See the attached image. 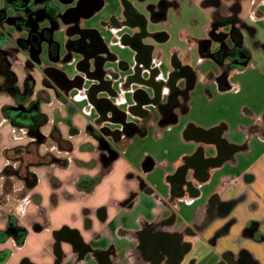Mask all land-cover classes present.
I'll return each instance as SVG.
<instances>
[{
  "label": "crops",
  "instance_id": "obj_1",
  "mask_svg": "<svg viewBox=\"0 0 264 264\" xmlns=\"http://www.w3.org/2000/svg\"><path fill=\"white\" fill-rule=\"evenodd\" d=\"M195 3L203 7V16L210 24L204 26L207 31L210 29L209 34L197 37L199 41L211 39L213 31L226 33L227 41L231 30L236 29L241 35L239 47L247 51L245 67L255 58L247 39H253V48L264 53V41L256 40L258 30H262L256 23L257 19H264V0H195ZM217 42L211 44L209 51H215ZM18 56L20 61L16 64L22 68L21 74L14 65L12 70L22 86L25 71L21 60L25 54ZM214 61L220 70L209 72L208 77H201L198 70L186 66L195 73L193 88L196 80L202 78L208 90L216 86L219 102L227 103L228 93L241 89L240 83L232 84L229 80L231 70L239 69L233 62L220 80L218 76L224 73L228 58L221 55ZM258 62L260 86L264 88V61ZM30 72L35 81L34 92L44 93L38 106L44 119L39 132L45 140L34 144L37 152L34 155L40 156L42 162L25 156L29 154L24 148L34 143V138L5 112L14 101L0 91V255L9 252L0 264H151L139 257L143 256L140 233L144 229L181 235L180 245L189 243L178 264H199L209 256L212 258L209 264H230V259L237 260L240 253L245 260H238V264H264V90L254 100L242 102V108L235 112L229 109L206 123L193 120L186 129V139L215 142L218 152L204 163V149L191 148L187 159L192 160H187L182 174L178 170L170 177L171 188L165 190L127 162L126 146L121 140L125 136L111 140L100 129L102 123H97L98 117L92 113L95 109L99 115V102L105 99L87 89L73 93L75 88L82 90L79 85L66 90L54 84V91L43 86L39 70ZM161 78L165 79L162 72L156 79ZM82 106H86L85 116L79 111ZM188 110L189 98L183 113ZM130 112L135 120L142 118L133 107ZM106 116L109 118V113ZM177 118L170 124L178 122ZM144 125H137L133 133L144 129ZM217 126L221 127L219 134L207 137L206 131ZM49 141L52 143L49 150L54 152L55 147L59 154L47 151ZM222 141L226 147L240 148L219 158ZM14 149L21 150L14 154ZM48 153L53 155L45 162L42 158ZM212 164L223 170L225 178L214 193L216 204L210 206L212 198L206 204L200 202L199 190L189 184L181 190V184L187 168L195 170L194 178L205 180L206 168ZM5 168L7 174L3 172ZM27 172L35 177L33 185H27L23 178ZM232 176L239 177L237 184L229 183ZM229 202L227 210L217 208ZM11 226L26 230L21 242L9 232ZM250 226L252 232L246 233ZM173 261L164 254L160 264H175Z\"/></svg>",
  "mask_w": 264,
  "mask_h": 264
},
{
  "label": "rangeland",
  "instance_id": "obj_2",
  "mask_svg": "<svg viewBox=\"0 0 264 264\" xmlns=\"http://www.w3.org/2000/svg\"><path fill=\"white\" fill-rule=\"evenodd\" d=\"M76 1L48 0L49 4L59 10L60 13H63V7L67 8L66 6ZM129 6L136 9L143 16L145 28L149 33L160 35L163 38L159 40L152 37L143 41L144 43H151L155 48L153 53L150 54L152 57L151 68L158 69L165 78L168 77L170 72H173V68H179L180 65L184 67L189 65L195 68L199 71L201 77H208L207 74L209 72H219L220 67L215 63L214 58L210 56L212 51L205 54L200 50V38L197 39V37L209 34L210 29L207 31L204 26H209L210 24L206 22L203 16V7L196 4L195 0H102V5L96 8L91 15L80 17L77 22L75 21V26L80 31H96L107 46L106 51L99 55L101 60H103L100 65L102 69L100 76L94 73L97 68L94 62L98 56L89 59V68L87 69L89 76L86 75V72L81 73L78 71L76 64L79 60V55L68 47V42L73 41L75 36L70 34L67 24L61 20V23L57 21L58 15L52 16L53 18L46 16L42 20H46L51 24L52 18L57 22V26L50 28V36L52 42L57 44L59 60L53 63L50 62L48 57L50 44L45 40L42 43L39 58L45 66L52 64L55 68L63 71L71 80L76 78L83 79L84 85L82 84L80 87V89L83 87L82 90L79 91L75 88L73 93L79 94V92L84 91L83 89H87L90 93L97 94L99 98L107 100L119 111L125 113L127 122H133L139 126L142 123L145 124L144 129H138V131L142 130L143 133H138L137 131L121 139L123 140L122 143L125 144L124 146H126V160L135 169L139 168L143 175L151 178L159 189L166 190L171 188L170 177H173L189 160L187 157L191 148H193L192 151L195 148L196 151L203 148L204 159L206 160L215 156L218 152V145L215 142L186 139V129L193 120L206 123L214 116L218 117L225 114L229 109L235 112L238 107L242 108L240 106L242 102L252 98L254 100L261 90H264L260 86V84L262 85L260 80L262 75L260 74L261 67L258 62V60L260 62L264 61V53L261 51L257 52L253 48V39H247L246 42L252 49L255 58L247 67L231 70L230 82L232 84L235 82L240 83L241 89L238 93L234 89L228 93L229 102H219L220 96L215 91L216 86H211V89L208 90L206 81L199 78L190 92V110L185 114H179L177 116L178 122L169 124V126L162 124L163 122L158 123L159 114L157 110L146 102L141 104V107L147 112V114L144 113L143 115L146 119L142 120L139 117L135 120V117L130 112L138 101V99H135L134 92L142 90L150 93L151 91L148 85L140 82L135 77L136 67L138 66L136 53L124 41L126 35L130 36L134 30L138 29V27H128L125 24V12ZM44 8L46 10L45 6ZM0 10H4L6 15L11 18L17 16V12L11 6L10 0H0ZM256 24L260 25L262 29L258 30L256 40L264 41V19H257ZM4 29L11 40L24 35V31L20 32L19 30L21 29L16 23L4 22ZM14 66L16 72L21 74L22 68L17 64ZM79 74L80 76H78ZM145 77L146 74L141 73V78L144 79ZM167 90L168 88L165 86L162 94ZM211 96L214 97L211 98ZM73 97L76 99L75 96ZM86 106L79 108L81 116L87 114L85 112ZM92 114L95 118L99 116L95 109ZM102 126L110 132L111 140L117 135V130L122 128L119 122L112 120L103 122ZM212 136L208 134L207 137ZM51 144L50 141L46 143L47 151H51L49 150ZM52 150L54 151H51L52 153L59 154L57 148L54 147ZM34 153L37 152L36 147L33 146L30 147V154L25 156L28 157V160L38 161L40 157H37V154L34 155ZM46 155L49 156L43 158L48 160L53 154L48 153ZM15 165L17 164L15 163ZM194 171L193 168H187L184 182L181 184V190L186 189L188 184L192 185L200 191L201 198L199 201L206 204L214 197L219 185H222L225 174L221 168L213 164L206 168L208 177L205 180L194 178ZM182 202H184L183 198ZM209 260H212L210 256L199 264H209Z\"/></svg>",
  "mask_w": 264,
  "mask_h": 264
},
{
  "label": "flooded vegetation",
  "instance_id": "obj_3",
  "mask_svg": "<svg viewBox=\"0 0 264 264\" xmlns=\"http://www.w3.org/2000/svg\"><path fill=\"white\" fill-rule=\"evenodd\" d=\"M66 1V0H65ZM97 2V0H77L73 2L67 8L63 7L62 12L53 8L51 4H49L48 0H10L11 6L17 12V16L15 18H11L9 16H4L0 19V54H4L6 57V61L8 62L9 67H13L16 63H19L20 58L18 56L19 53L25 54L23 60H21V65L25 71V79L22 83V86L18 85L17 78V87L18 89H13L15 94L10 95L13 98V104L9 105L5 108V112L9 114L7 109L11 106L15 105H23L25 110H20L16 113L15 117H18L19 120L14 121L15 124L24 126L28 129V133L30 130H34L37 134L33 137L34 143L39 144L45 140V137L39 132V126L42 122L43 118L40 116L39 112V102L43 99V92H34V78L31 75V69L39 70L41 74V81L44 87L52 88L54 91L56 90L55 85H59L64 89H68L72 85H79L81 79L76 78L75 80L69 81L65 78V76L60 72V69L55 68L52 64H43L42 62L39 65L33 63V60L36 58L35 52L41 49L42 43L44 40L48 39L51 35L52 27L57 26V22L53 20L52 16H57V21L61 23V21L69 26V32L71 35H74L73 41L68 42L69 49L75 51L79 55V59L82 53L85 57L88 56H98L106 51L107 46L102 41L98 33L94 30L88 31H80L75 26V21L77 22L80 17H83L87 14L92 6ZM46 7V10L44 8ZM44 8V9H43ZM46 16H50L51 24L48 23L44 19ZM61 20V21H60ZM12 22L16 23L19 30L24 31V35L19 36L13 40H11L10 36L7 35L4 29V22ZM125 24L128 27H138L137 30H134L133 34L125 36V42L128 43L135 51L138 66L136 67V75L135 77L140 80V82H144L148 85L149 91H143L142 95L136 102V106L133 107V110L139 113L142 116V120L145 118L143 116L144 110L141 108V104L144 102L148 103L152 108L156 109L160 119L171 118L173 115L178 116L185 112L187 109V101L189 96L187 95L186 90H184L186 78L188 76L187 70L184 66L179 68H173L168 77L164 80H157L156 77L159 75L160 71L156 68H151V53L153 51L154 46L151 43H144L145 39L152 38L162 40V36L157 34L149 33L146 30L145 22L143 20V16L136 10L127 7L124 18ZM212 38L209 39V49L213 42L219 41L217 44V48L215 51H212L210 56L214 58V54H220L226 56L228 58V63L223 66V74L218 76V79H224L226 74V69L234 62H241L243 59L241 57H246L245 52L242 51V48L235 44L232 36L229 35L227 41H225L226 33L220 34V38H216L213 35ZM216 34V33H215ZM231 34V32L229 33ZM222 38V39H221ZM11 40V41H10ZM42 50V49H41ZM57 44L54 42L50 43V55L54 59L56 56ZM41 53V52H40ZM219 56V57H220ZM40 57V54H39ZM95 59L96 71L94 72L97 76L102 74V70L100 68L101 58ZM215 59V58H214ZM223 60V58H222ZM55 62V61H54ZM57 62V61H56ZM53 63V62H51ZM82 68L86 67V63L81 64ZM141 73H145L146 77L141 78ZM90 75V74H89ZM29 80L32 82V91L28 95L26 92L25 80ZM5 81L0 77V86L4 85ZM55 84V85H54ZM167 87L168 90L162 94V90L164 87ZM28 95L24 100V95ZM140 107V108H138ZM99 116L96 120L97 123H103L105 121L116 120L121 125V130H117L115 137L119 136H128L132 134L138 126L133 122L126 121V114L119 111L114 105L106 100H102L99 102ZM110 116L107 118V114ZM177 118V117H176ZM26 122V123H23ZM100 129L106 133L110 134V132L104 128L103 126ZM221 127L217 126L209 131H206V135L217 136L220 132ZM38 131V132H37ZM114 132V134H115ZM212 136V137H213ZM221 141V140H220ZM224 141L220 142L221 149L219 150V158H224L227 154L232 151L240 148L239 146H231L226 147ZM189 159L188 161H191ZM204 163L210 162V160L202 161ZM180 169H184L183 167ZM179 169V170H180ZM15 172L18 173V169H15ZM239 181V177L232 176L229 179L230 184H237ZM217 202L216 198H212L210 201V206L215 205ZM231 202L226 203L222 206H218L223 210H227L230 206ZM12 227V226H11ZM19 228V226H17ZM23 228V227H22ZM9 230H11L9 228ZM247 232H252V226L247 227L245 229ZM17 234L20 231L16 232ZM141 237V253L143 256H139L142 260H148L151 264H160L164 254H167L169 260L171 258L174 259L173 262L178 264L179 260L183 256V252L189 246V243L185 242L180 245L178 240H180L181 235H172L170 233H160L158 231H154V229H144L140 233ZM140 252V250H139ZM140 253V254H141ZM239 258V259H238ZM237 260H231L230 264H238V260H245L244 254L238 256Z\"/></svg>",
  "mask_w": 264,
  "mask_h": 264
},
{
  "label": "trees",
  "instance_id": "obj_4",
  "mask_svg": "<svg viewBox=\"0 0 264 264\" xmlns=\"http://www.w3.org/2000/svg\"><path fill=\"white\" fill-rule=\"evenodd\" d=\"M4 16H6V12L4 10H0V19ZM216 24L217 23H215L214 25L216 26ZM213 35L216 38H218V37L220 38V34L213 33ZM231 36H232V39L234 40L235 44H237V46H239L240 39H241V35H240L239 31L236 29L231 30ZM199 46H200V50L202 51V53H205V54L209 53V40H205V39L200 40ZM242 51L245 53L247 52L245 49H242ZM219 56H220V54H214L215 59L218 58ZM184 68L188 72V76L186 78V82H185V86H184V90H186L187 95H188L189 91L193 88V85H194L195 73L188 66H185ZM0 77L3 78V80L5 81V84L0 86V91L5 92V93L10 94V95H14L15 92L13 89H16V90L18 89V87H17V76H16L15 72L12 70V68L9 67L8 62L6 61V57L4 54H0ZM25 83H26V86H25L26 91H24L23 93L26 92L29 95L31 93L32 87H33L32 82L30 83V81L26 79ZM141 93H143L142 90H137L135 92V99H139L140 96L142 95ZM27 94L24 95V100L27 98V96H28ZM176 117H177L176 115H173L171 118H164V119L161 118L160 122H163L162 124L168 125V124L172 123L173 121H175ZM43 122H44V119L42 120V122L40 124H42ZM36 134L37 133L34 130L29 131V135L31 137H34ZM34 144L35 143H31L26 148H24V150L26 151L27 154H30V147L34 146ZM18 150H21V149H14L13 153L19 152ZM37 157H40V156L37 155ZM42 160L45 161L46 159L42 158ZM40 162H42L41 157L39 158L37 163H40ZM6 168L3 171L4 173H6L8 171V170H6ZM23 178L27 182V185H33L35 183V177L31 173L27 172ZM10 229L11 230H9V232L14 235V237L18 240V242H21L23 240L25 234H26V230L22 227L18 228L16 226H12ZM17 231H20V233L17 234L16 233ZM5 235L6 234H3L2 236H5ZM8 254H9L8 251L2 252L0 255V262H3L6 259V257L8 256Z\"/></svg>",
  "mask_w": 264,
  "mask_h": 264
},
{
  "label": "water",
  "instance_id": "obj_5",
  "mask_svg": "<svg viewBox=\"0 0 264 264\" xmlns=\"http://www.w3.org/2000/svg\"><path fill=\"white\" fill-rule=\"evenodd\" d=\"M102 5V0H97V2L92 6V8L90 9V11L87 13V14H85L84 16H89V15H91L92 13H93V11L96 9V8H98V7H100ZM45 41H47L49 44L52 42V38H51V36L48 38V39H46ZM40 52H41V49H39V50H37L36 52H35V54H36V58L33 60V63L34 64H36V65H39L40 63H41V60H40V58H39V54H40ZM58 52H59V50H57L56 51V56H55V58L53 59L52 57H51V55H50V52H49V60H50V62H54V61H57V60H59V54H58ZM80 55H81V58L78 60V62H77V69H78V71L79 72H81V73H84V72H86V75L87 76H89V72H88V68H89V59L90 58H93L94 56H88V57H85L82 53H79ZM243 60L241 61V62H238L237 64H236V68H238V69H242V68H244L245 66H246V64H247V60H246V58L245 57H241ZM82 63H86V67L85 68H82L81 67V64ZM95 63V62H94ZM103 63V60L101 61V64ZM100 64V65H101ZM96 65V64H95ZM101 68V67H100ZM102 70V69H101ZM64 76H65V78L67 79V80H69V81H72L69 77H67V75L63 72V71H60ZM78 76H80V74L78 75ZM82 84H83V79H81V81H80V83H79V88L82 86ZM136 92V91H135ZM135 92H134V94H135ZM136 106V105H135ZM20 110H25V107L23 106V105H15V106H11V107H9L8 109H7V111L9 112V114H8V116L11 118V119H14L15 121H18L19 120V118L18 117H15V115H16V113H18ZM23 123H26V122H23ZM184 172V169H180L179 170V174H182Z\"/></svg>",
  "mask_w": 264,
  "mask_h": 264
}]
</instances>
